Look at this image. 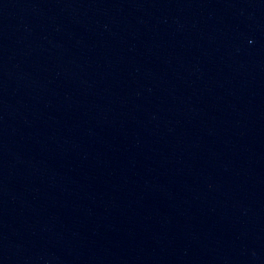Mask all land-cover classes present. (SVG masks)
<instances>
[{"label":"water","instance_id":"obj_1","mask_svg":"<svg viewBox=\"0 0 264 264\" xmlns=\"http://www.w3.org/2000/svg\"><path fill=\"white\" fill-rule=\"evenodd\" d=\"M0 264H264V0H0Z\"/></svg>","mask_w":264,"mask_h":264}]
</instances>
